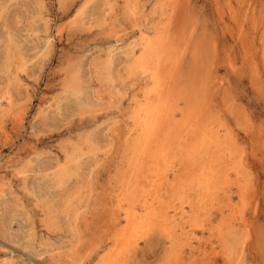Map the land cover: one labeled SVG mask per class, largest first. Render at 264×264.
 I'll list each match as a JSON object with an SVG mask.
<instances>
[{"label":"rangeland","instance_id":"1","mask_svg":"<svg viewBox=\"0 0 264 264\" xmlns=\"http://www.w3.org/2000/svg\"><path fill=\"white\" fill-rule=\"evenodd\" d=\"M174 31L187 49L161 78L189 77L195 118L143 155L133 115L154 84L129 67ZM263 41L264 0H0V264H96L126 215L142 220L129 264H264Z\"/></svg>","mask_w":264,"mask_h":264},{"label":"bare ground","instance_id":"2","mask_svg":"<svg viewBox=\"0 0 264 264\" xmlns=\"http://www.w3.org/2000/svg\"><path fill=\"white\" fill-rule=\"evenodd\" d=\"M182 3V2H181ZM180 3V4H181ZM182 6V5H181ZM182 8V7H181ZM179 17V16H178ZM177 22V21H176ZM173 24V23H172ZM177 34L180 36V38L182 39H178L177 38V36L178 35H176V33H175V31H174V33L173 34H170V33H167V32H165V33H163V32H161L160 34H158V36H157V38H154L153 40H150V41H145L146 42V44H145V46H144V51H143V53L137 58V60H135L132 64H131V66L129 67V69H131L130 71L132 72L133 70L135 71V70H138V69H140V70H142V73H148L150 76H151V79H152V83L154 84V88L153 89H151V92L150 93H155V96L153 97V99L151 100L152 101V103L150 102V100H148V101H146L144 104H142V105H140L139 106V108H137V109H135L134 110V115H133V118H135L136 120H141V121H135V125H139V127H140V133L142 134L143 133V137H144V140H143V142H139V144H138V147H141L142 148V146L144 145V150H142V154L143 155H145V152H147L148 151V148H150L153 144H157L158 142H156L157 141V139L159 140V138L161 137V135H163V137H165V135H166V133L167 132H169V131H171L172 129H173V127L174 126H177V128H179L180 126L183 128V126L185 125V124H187L186 122H188L190 119L192 120V118L194 119L195 117H194V113L191 111V106H193L194 104H193V101H194V103H195V100H194V98H192L191 97V95L189 94V92H187L188 91V89H191V84H192V81L189 79V77H188V81H186V83L185 84H183V86L181 87V86H178L177 87V89L176 90H173V89H171V87H168L167 86V83H165V82H163L164 80H166L165 78H167L169 75H168V73H167V77H165L164 78V80L162 81V78H161V75H163L162 74V66H163V61H164V63L166 62L165 60L167 59V58H169L170 57V55H172V57H174V52H172L175 48H176V46H178V44L180 43V46H181V49L180 50H182V53L183 52H186V49H187V45L185 44V36L182 34L181 35V33L180 32H178L177 31ZM173 35H176V36H173ZM178 36V37H179ZM155 37H156V35H155ZM183 41V42H182ZM178 42V44H176ZM153 43L155 44V47L153 46ZM263 44H264V41L262 42ZM182 44V45H181ZM201 48V46H197L196 48H195V50L193 51V53H192V56H191V58H192V63L194 64V63H196V60H198V58L197 57H199V51L201 50L200 49ZM262 50L264 51V45H263V47H262ZM171 51V52H170ZM147 55H149V57H151V58H153V62L155 63L154 65L155 66H151V65H149L150 63H148L147 62ZM170 61H171V59H170ZM168 65V64H167ZM166 66V65H165ZM169 66V65H168ZM167 66V67H168ZM173 67H175V66H173ZM172 67V68H173ZM180 69V68H179ZM189 69H191L190 67H189ZM169 70V69H168ZM171 70V69H170ZM167 71V70H166ZM164 72H165V69H164ZM186 72H188L187 74H189V76H190V74L191 73H193V69H191L190 71L187 69V71ZM170 74V73H169ZM168 79V78H167ZM152 88V87H151ZM186 93H188V95L187 96H185L186 95ZM176 95H178L181 99H182V101L184 102V107L183 108H181V112L180 113H182V116H183V119L181 120L182 122H179V124L178 123H174V119H175V112H174V110H172V108H174L173 106V99H174V96H176ZM175 100V99H174ZM179 106V105H178ZM195 107V106H194ZM199 108V107H198ZM198 108H196V109H198ZM195 109V108H194ZM193 110V109H192ZM206 110V109H205ZM194 112H196V110L194 111ZM199 112V111H198ZM197 113V112H196ZM199 114H200V112H199ZM202 115V114H201ZM207 115H209V113L207 114ZM198 116V115H197ZM212 116V115H211ZM210 116V117H211ZM200 117V116H199ZM208 117V116H207ZM209 117V118H210ZM134 119V120H135ZM217 120V119H216ZM215 121V120H214ZM218 121V120H217ZM134 122V121H133ZM192 122V121H191ZM213 122V121H212ZM218 123V122H217ZM177 124V125H176ZM183 124V125H182ZM218 125V124H217ZM219 125H221L220 123H219ZM197 126V125H196ZM222 126V125H221ZM138 127V126H137ZM189 129V128H188ZM213 129V128H212ZM173 131V130H172ZM178 131V130H177ZM176 131V132H177ZM183 131V130H182ZM199 131V130H198ZM209 131V130H208ZM175 132V131H174ZM174 132H173V135H174ZM137 133V132H136ZM180 133V132H179ZM212 133V132H211ZM130 134H131V132H130ZM129 134V135H130ZM140 134V135H141ZM128 135V134H127ZM167 135H168V133H167ZM170 135V134H169ZM214 136L216 135L215 133L213 134ZM177 136V135H176ZM186 136V135H185ZM198 136H200V137H206L207 136V138L208 139H210L211 137L210 136H208V135H202V134H198ZM221 136V135H220ZM174 137H175V135H174ZM171 138H173V137H171ZM216 138L218 139V141H219V139H220V137L218 138V136H216ZM130 139V138H129ZM128 139V140H129ZM160 140H161V138H160ZM263 140V139H262ZM221 141V140H220ZM156 142V143H155ZM213 143H215V141H213ZM217 143V142H216ZM215 143V144H216ZM137 144V143H136ZM143 144V145H142ZM136 146V145H135ZM165 145H162V144H160V145H158V146H156L157 148L156 149H162L163 147H164ZM172 147V146H171ZM216 147V146H215ZM141 153V152H140ZM155 153V155H156V158H154L153 160H155L156 161V163H155V165H157V160H161L162 158H164V155H166L167 153L166 152H164V151H162V150H157V151H155L154 152ZM169 153V152H168ZM212 153H213V151H212ZM153 155V154H152ZM248 156H250V154L248 155ZM170 157V156H169ZM168 157V158H169ZM178 157V156H177ZM251 157V156H250ZM253 157V156H252ZM176 158V157H175ZM136 159V158H135ZM138 157H137V159H136V161H138ZM165 159V158H164ZM171 159V158H170ZM124 160V159H123ZM140 160H142V159H140ZM168 160V159H167ZM172 160V159H171ZM143 161L145 162V160L143 159ZM155 161H152L153 163L155 162ZM141 162V161H140ZM140 162H136V163H140ZM245 162V161H244ZM127 163H128V161H127ZM142 163V162H141ZM141 163L138 165V167H141L140 165H141ZM135 164V163H134ZM159 164V163H158ZM187 164V163H186ZM127 164H125V166H126ZM147 165V164H146ZM152 165V164H151ZM162 164H160V166H161ZM145 166V165H144ZM160 166H158V167H160ZM155 167V166H154ZM158 167L156 166V168L155 169H158ZM162 168V167H161ZM161 168H159V169H161ZM164 168V167H163ZM132 169V168H131ZM131 169H130V171H131ZM144 169H145V167H144ZM155 169H154V171H155ZM133 170V169H132ZM140 168H139V171L137 172L138 174H139V172H140ZM162 170V172H163V169H161ZM130 171H129V174H131L130 173ZM134 171H137V170H134ZM150 171V170H149ZM153 171V172H154ZM160 172V171H159ZM135 173V172H134ZM148 173V172H147ZM157 173H158V171H157ZM136 174V173H135ZM160 174V173H159ZM179 174V173H178ZM147 175H149V173L147 174ZM146 175V176H147ZM131 176V175H130ZM132 176H133V174H132ZM155 176H157V175H155ZM157 177H159V176H157ZM170 177V176H169ZM137 178V177H136ZM135 178V179H136ZM142 178V177H141ZM143 178H145V175L143 176ZM130 179V178H129ZM135 179H133V181L135 180ZM166 179V178H165ZM137 180V179H136ZM135 180V181H136ZM153 180V179H152ZM156 180V179H155ZM158 180V179H157ZM157 180H156V183H157ZM169 180H171V179H169ZM129 181V180H128ZM141 181V180H140ZM164 181V180H163ZM127 182V181H126ZM168 182V181H167ZM172 182V181H171ZM147 183H149V182H147ZM155 183V184H156ZM169 184H170V181H169ZM133 185H135L134 184V182H133ZM159 185H160V183H159ZM128 187H129V184L127 185ZM148 186V185H147ZM168 186V185H167ZM169 186H171V185H169ZM216 186V185H215ZM135 187H137V186H135ZM134 187V188H135ZM163 187H165V186H163ZM195 187V186H194ZM133 188V190H135ZM155 188H156V186H155ZM161 188V187H160ZM159 189V188H158ZM131 190V189H130ZM130 190L128 191V193L130 192ZM149 190V189H148ZM170 190H172V189H170ZM146 191H147V189H146ZM166 191V190H165ZM157 192H159V190L157 191ZM161 192H164L163 190H161ZM168 192V191H167ZM127 193V192H126ZM127 193V194H128ZM136 193V192H135ZM154 193V192H153ZM169 193V192H168ZM167 193V194H168ZM150 194V193H149ZM157 194V193H156ZM129 195V194H128ZM143 195V194H142ZM144 195H146V194H144ZM155 195V194H154ZM157 195H159V193L157 194ZM124 196H125V194H124ZM160 196V195H159ZM167 196V195H166ZM130 198H131V196H129ZM150 197V196H149ZM156 197V196H155ZM139 198V197H138ZM143 198V197H142ZM164 198V197H163ZM162 199V198H161ZM156 199L154 198V201H155ZM159 200V199H158ZM125 201V200H124ZM144 201H146V200H144ZM144 201L142 200V203L144 204ZM152 201H153V198H152ZM160 201V200H159ZM117 202V201H116ZM119 202H120V199H119ZM118 202V203H119ZM165 202V201H164ZM173 202V201H172ZM158 203V202H157ZM169 203V202H168ZM136 204H137V202H136ZM140 204V203H139ZM156 204V203H155ZM166 204V203H165ZM153 205H154V203H153ZM167 205V204H166ZM121 206V205H120ZM136 206V205H135ZM137 206H138V204H137ZM143 206V205H142ZM163 206V205H162ZM140 207V206H139ZM146 207V206H145ZM152 206H151V204H150V208H151ZM136 208V207H135ZM147 208V207H146ZM157 208V207H156ZM140 210V209H139ZM144 210V209H143ZM142 210V211H143ZM156 210H158V209H156ZM141 211V212H142ZM146 211V210H145ZM144 211V212H145ZM152 211V210H151ZM143 212V213H144ZM156 212V211H155ZM124 213H126V212H124ZM137 213V212H136ZM159 213V212H158ZM163 213V212H162ZM127 214V213H126ZM144 215V214H143ZM171 215V214H170ZM127 216V218L126 219H130V224H131V229H130V227L129 228H127V225H126V228L128 229H126V230H124L123 232H121V233H117L116 234V236L114 237V242H115V245L114 246H112L111 248H109L108 250H107V252L105 253V255L104 256H100L99 257V260H98V262L96 263V264H129L130 263V261H129V259H128V256L130 255V250L131 249H133L132 247H135L136 245H137V241H136V235H134L136 232V230H137V228L138 227H140L141 226V224H142V220L140 219V215L139 216H137V215H126ZM148 217H149V215H148ZM143 218V217H142ZM150 219H151V217H149ZM148 219V218H147ZM102 220V219H101ZM144 220V219H143ZM190 220V219H189ZM146 223V222H145ZM102 224V223H101ZM148 224V223H147ZM144 225H146V224H144ZM154 225H156V224H154ZM172 226V225H171ZM125 228V227H124ZM163 228V227H162ZM102 229V228H101ZM136 229V230H135ZM122 230V229H121ZM133 230H134V234L132 233L133 232ZM114 231V230H113ZM159 232V231H158ZM81 233V232H80ZM156 233V232H155ZM203 233V232H202ZM82 234V233H81ZM139 234V233H138ZM158 234V233H157ZM228 234V233H227ZM106 235V234H105ZM160 233H159V237H160ZM219 235V234H218ZM201 236V235H200ZM140 237V236H139ZM144 237V236H143ZM155 237V236H154ZM74 238H78V237H74ZM73 238V239H74ZM100 239V238H99ZM156 239V238H155ZM165 239V238H164ZM150 240H152V239H150ZM173 240V239H172ZM105 241V240H104ZM140 242L139 243H141V240H139ZM156 241V240H155ZM218 241V240H217ZM97 242H99V241H97ZM103 242V241H102ZM158 242V241H157ZM165 242V241H164ZM153 243V242H152ZM145 244H146V242H145ZM199 244V243H198ZM225 244V243H224ZM148 245V244H147ZM150 245V244H149ZM148 245V246H149ZM156 245V244H155ZM75 246V245H74ZM106 246V245H105ZM101 247V246H100ZM136 247H138V246H136ZM154 247H156V246H154ZM168 247V246H167ZM181 247V246H180ZM97 248V247H96ZM105 248V247H104ZM172 248L173 249H171L170 250V252H168V254H167V256L168 255H170V256H172V258H174L173 260H175V258H176V256H177V254H176V252L174 251V249H175V246H174V244L172 245ZM102 249V248H101ZM178 249V248H177ZM197 249V248H196ZM95 250V249H94ZM94 250H93V252H94ZM159 250V249H158ZM164 250V249H163ZM96 251V250H95ZM100 251V250H99ZM134 251V250H133ZM150 251H151V249H150ZM205 251V250H204ZM214 251V250H213ZM101 252V251H100ZM128 252H129V255H127L126 256V254H128ZM146 252V251H145ZM148 252V251H147ZM155 252V251H154ZM201 252V251H200ZM60 253V252H59ZM58 253V254H59ZM74 253V250H73V252H72V254ZM138 253V252H137ZM143 253V252H142ZM158 253H160L159 251H158ZM163 253V255L165 254L164 253V251L162 252ZM162 253H161V255H162ZM219 253V252H218ZM221 253H223V252H221ZM220 253V254H221ZM26 254H28V253H26ZM65 254V253H64ZM139 254H140V252H139ZM147 254V253H146ZM156 254H157V252H156ZM179 254V253H178ZM228 254H229V258H234V259H237L238 258V253L235 251V250H228ZM240 254V253H239ZM24 255V254H23ZM32 255V254H31ZM62 255V254H61ZM141 255V254H140ZM148 255V254H147ZM53 256V255H52ZM60 256V255H59ZM70 256V255H69ZM74 256V255H73ZM72 256V257H73ZM76 256V255H75ZM87 256V255H86ZM135 256V255H134ZM151 256V255H150ZM153 256V255H152ZM158 256V255H157ZM156 256V257H157ZM203 256H204V254H203ZM221 256V255H220ZM23 257V256H22ZM33 257H36V256H33ZM56 257V256H55ZM61 257V256H60ZM96 257H97V255H96ZM137 257V256H136ZM144 257V256H143ZM155 257V258H156ZM201 257H202V255H201ZM206 257H207V255H206ZM205 257V258H206ZM237 257V258H236ZM29 258V260L33 263V264H44V263H42L40 260H39V258H32V257H28ZM76 258V257H75ZM89 258V257H88ZM93 258V257H92ZM161 258V257H160ZM166 257H164V259H165ZM169 258V257H168ZM200 258V257H199ZM27 259V258H26ZM53 259V258H52ZM70 259H73V258H71L70 257ZM138 259V258H137ZM136 259V260H137ZM210 259V258H209ZM169 260H170V258H169ZM206 260V259H205ZM208 260V259H207ZM206 260V261H207ZM69 261V260H68ZM74 259H73V263H74ZM84 261V260H83ZM87 261V260H86ZM134 261H135V259H134ZM149 261V260H148ZM164 261H166V260H164ZM168 261V260H167ZM237 261V260H236ZM47 262V261H46ZM70 263H68V264H72L71 263V261H69ZM85 262V261H84ZM88 262V261H87ZM201 262H202V260H201ZM203 262H204V260H203ZM202 262V263H203ZM230 262V261H229ZM30 263V262H29ZM136 263V262H135ZM152 263V262H151ZM158 263V262H157ZM184 263V262H183ZM205 263V262H204ZM76 264V263H75ZM77 264H83V262H77ZM143 264V263H142ZM164 264V263H163ZM165 264H167V262H165ZM173 264V263H172ZM175 264V263H174ZM206 264V263H205ZM222 264V263H221Z\"/></svg>","mask_w":264,"mask_h":264}]
</instances>
